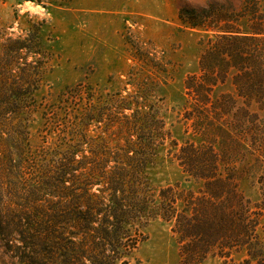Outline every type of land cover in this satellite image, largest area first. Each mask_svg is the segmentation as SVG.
<instances>
[{
  "label": "trees",
  "instance_id": "obj_1",
  "mask_svg": "<svg viewBox=\"0 0 264 264\" xmlns=\"http://www.w3.org/2000/svg\"><path fill=\"white\" fill-rule=\"evenodd\" d=\"M253 14L255 26L243 31L181 12L186 26L208 33L201 73L185 81L186 117L203 134L240 131L264 152V13ZM44 22L31 19L19 33L0 23V264H129L157 218L173 223L181 264L210 255L264 264V207L223 175L214 144L188 140L176 153L203 181L199 192L153 187L151 168L179 142L144 86L103 92L80 81L56 100L38 97L53 58ZM230 79L236 93L215 98ZM42 108L43 144L33 148L30 120Z\"/></svg>",
  "mask_w": 264,
  "mask_h": 264
},
{
  "label": "rangeland",
  "instance_id": "obj_2",
  "mask_svg": "<svg viewBox=\"0 0 264 264\" xmlns=\"http://www.w3.org/2000/svg\"><path fill=\"white\" fill-rule=\"evenodd\" d=\"M29 3L43 11L27 8ZM257 10L264 13V0H0V23L19 33L29 20H45L43 35L53 58L46 83L38 91L41 100H56L67 86L80 81L98 85L103 92L145 87L147 102L158 108L179 142L175 148L165 146L150 170L157 191L179 186L184 193L199 192L203 181L184 171L176 153L188 140L212 143L223 160V175L233 174L239 189L264 207V152L253 148L250 139L245 142L240 131L226 128L222 133L212 126L203 134L186 117L192 100L185 81L201 73L208 33L180 19L183 11L207 23L250 31ZM222 93H236L231 79L215 89V98ZM43 123L42 108L30 120L33 148L43 144ZM263 229L264 216L259 225ZM144 230L146 239L129 264H181V243L173 223L157 218ZM244 255L234 254L239 260ZM222 262L221 257L210 255L201 264Z\"/></svg>",
  "mask_w": 264,
  "mask_h": 264
},
{
  "label": "clouds",
  "instance_id": "obj_3",
  "mask_svg": "<svg viewBox=\"0 0 264 264\" xmlns=\"http://www.w3.org/2000/svg\"><path fill=\"white\" fill-rule=\"evenodd\" d=\"M27 8H32L33 11H43L39 6H36L35 8L32 7L31 3L27 4Z\"/></svg>",
  "mask_w": 264,
  "mask_h": 264
}]
</instances>
